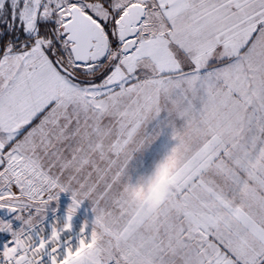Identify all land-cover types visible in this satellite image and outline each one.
<instances>
[{
  "label": "snow or ice",
  "instance_id": "1",
  "mask_svg": "<svg viewBox=\"0 0 264 264\" xmlns=\"http://www.w3.org/2000/svg\"><path fill=\"white\" fill-rule=\"evenodd\" d=\"M0 264H264V0H0Z\"/></svg>",
  "mask_w": 264,
  "mask_h": 264
},
{
  "label": "rangeland",
  "instance_id": "2",
  "mask_svg": "<svg viewBox=\"0 0 264 264\" xmlns=\"http://www.w3.org/2000/svg\"><path fill=\"white\" fill-rule=\"evenodd\" d=\"M168 138L161 137L151 148L137 157L138 162L151 163L157 153H161L168 146Z\"/></svg>",
  "mask_w": 264,
  "mask_h": 264
},
{
  "label": "clouds",
  "instance_id": "3",
  "mask_svg": "<svg viewBox=\"0 0 264 264\" xmlns=\"http://www.w3.org/2000/svg\"><path fill=\"white\" fill-rule=\"evenodd\" d=\"M152 183L154 184V183H155V181H153ZM150 187H151V185H150ZM145 194H147V192H145Z\"/></svg>",
  "mask_w": 264,
  "mask_h": 264
},
{
  "label": "built area",
  "instance_id": "4",
  "mask_svg": "<svg viewBox=\"0 0 264 264\" xmlns=\"http://www.w3.org/2000/svg\"><path fill=\"white\" fill-rule=\"evenodd\" d=\"M77 223H79V220L77 221Z\"/></svg>",
  "mask_w": 264,
  "mask_h": 264
}]
</instances>
